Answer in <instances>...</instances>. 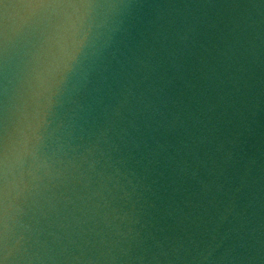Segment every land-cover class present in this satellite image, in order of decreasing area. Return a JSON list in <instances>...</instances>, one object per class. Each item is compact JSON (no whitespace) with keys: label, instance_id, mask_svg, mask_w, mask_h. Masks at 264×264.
Returning <instances> with one entry per match:
<instances>
[{"label":"water","instance_id":"obj_1","mask_svg":"<svg viewBox=\"0 0 264 264\" xmlns=\"http://www.w3.org/2000/svg\"><path fill=\"white\" fill-rule=\"evenodd\" d=\"M0 264H264V0H0Z\"/></svg>","mask_w":264,"mask_h":264}]
</instances>
